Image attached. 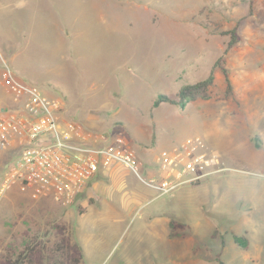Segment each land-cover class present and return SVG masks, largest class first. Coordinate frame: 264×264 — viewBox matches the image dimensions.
<instances>
[{
	"label": "rangeland",
	"instance_id": "obj_1",
	"mask_svg": "<svg viewBox=\"0 0 264 264\" xmlns=\"http://www.w3.org/2000/svg\"><path fill=\"white\" fill-rule=\"evenodd\" d=\"M233 28L239 42L225 52L224 33ZM218 59L230 95L217 67L207 99L152 106L157 96L174 98L182 85L205 79ZM4 66L60 100L62 120L157 156L199 138L223 169L162 197L171 218L189 225L196 253L139 229L127 198L100 195L84 215L82 198L66 207L72 224L50 199L0 211V260L30 246L41 264H71L61 242L69 238L81 247L78 264H264V0H0ZM3 103L0 110L12 97ZM17 154L0 149V185ZM14 189L0 205L17 199ZM234 236L246 238L247 249Z\"/></svg>",
	"mask_w": 264,
	"mask_h": 264
},
{
	"label": "built area",
	"instance_id": "obj_2",
	"mask_svg": "<svg viewBox=\"0 0 264 264\" xmlns=\"http://www.w3.org/2000/svg\"><path fill=\"white\" fill-rule=\"evenodd\" d=\"M1 79L13 105L0 110V149L14 147L18 156L4 173L0 195L16 186L31 199L49 198L66 207L100 169L120 165L162 195L223 169L216 154L201 149L199 138H190L160 152L156 159L159 177L145 178L124 139L108 141L105 133L90 132L79 123L62 120L60 100L23 83L5 66Z\"/></svg>",
	"mask_w": 264,
	"mask_h": 264
},
{
	"label": "crops",
	"instance_id": "obj_3",
	"mask_svg": "<svg viewBox=\"0 0 264 264\" xmlns=\"http://www.w3.org/2000/svg\"><path fill=\"white\" fill-rule=\"evenodd\" d=\"M9 95L10 94L8 90L2 84L1 67H0V106L4 104L3 103L4 97ZM85 129L87 130L88 127L85 126ZM92 132L102 133L98 131H92ZM106 135L108 136V134ZM112 139H113L112 137L108 136V141H112ZM91 144L94 145L96 143L92 142ZM126 144L131 150L134 151L137 159L139 160L143 176L145 178L157 179L159 177V171L157 169V164H156L157 154H155V152L149 148L138 149V146H134V145L132 146L133 147L132 148L127 142ZM184 186H188V185H184ZM184 186H180V187L182 188ZM173 192H175V190ZM13 193L17 194V199L6 200L5 203L1 204L0 205L1 215L9 213L10 212L9 209H17L25 205L28 208L29 207L32 208L34 207V205H36V207H45L43 206L46 203L45 200L49 199V198L31 199L28 194L25 195V193H22L18 189V187H16V189L13 190ZM172 193L168 195L172 197L173 196ZM100 195L105 197L107 200H114V199L124 200L125 198H127L128 200L126 202V207H127L126 209L130 207L132 208L133 205H136L137 206L136 208H138V209L135 208L136 210L134 209L133 211H135L134 216L136 215V219L140 221L141 228L139 229L145 227L146 229H149L151 235H156L160 239L166 240V242L168 243H170V240L172 244L185 242L188 246L187 252L189 254L196 253V248L193 246V243L187 242L189 238L187 233L189 229V225L175 222V220L171 218L170 214L167 211L168 208L165 209L167 202L162 199V197L165 195H162L153 187H150L142 183L130 171L118 166H113L112 168L107 170L100 169L94 175V177L88 181L83 192L76 197V199L71 205H73L78 198L84 199V207H79L77 209L78 212L79 209L81 211L79 212V214L84 215L86 213L85 211H87L85 205L89 206L93 204L95 202V198ZM66 207L63 208V206L60 205H53V208L50 207L48 208L53 210L65 211V217H66L65 222L72 224L70 219L71 213L68 209H66ZM134 216H132V218ZM66 251L68 252V250ZM9 257L12 256L9 255ZM81 258H82V251H81ZM204 260H206V258H204ZM207 262L210 261L207 260Z\"/></svg>",
	"mask_w": 264,
	"mask_h": 264
},
{
	"label": "trees",
	"instance_id": "obj_4",
	"mask_svg": "<svg viewBox=\"0 0 264 264\" xmlns=\"http://www.w3.org/2000/svg\"><path fill=\"white\" fill-rule=\"evenodd\" d=\"M251 12V8L249 9ZM225 35H229V41L226 45L225 52L231 49L235 44L239 42V36L236 34V29L225 32ZM221 59L216 60L213 64L210 73L208 76L196 83L182 85L174 98H169L166 95H159L153 101L152 106L157 107L161 104L175 105L184 107L187 103L195 101L196 99H207V92L210 87L213 85V71L217 67L220 69L221 73L224 76L225 86H226V95H230L232 92V83L229 78V75L225 68L219 65ZM174 235V234H172ZM233 241L236 245L242 249H247L248 241L246 238L234 236ZM64 247L68 250L67 257L72 264H78L81 259V249L78 243L70 242L69 238L61 240ZM42 255L39 251L35 250V247L26 246L20 253L16 255L14 259L9 256L3 257L0 260V264H41ZM217 264H222L219 258H216Z\"/></svg>",
	"mask_w": 264,
	"mask_h": 264
}]
</instances>
